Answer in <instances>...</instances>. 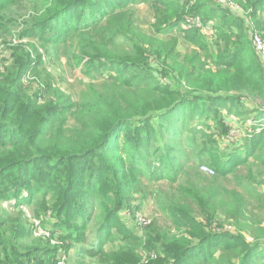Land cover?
Instances as JSON below:
<instances>
[{
    "label": "trees",
    "instance_id": "1",
    "mask_svg": "<svg viewBox=\"0 0 264 264\" xmlns=\"http://www.w3.org/2000/svg\"><path fill=\"white\" fill-rule=\"evenodd\" d=\"M228 1L251 8L264 39V0ZM137 4L152 12L149 32L136 21ZM198 15L220 24L211 35L198 24L191 36L179 34L193 46L182 52L171 32ZM252 36L248 14L208 0H0V38L13 57L0 65V264H56L60 249L69 252L72 244L79 245L71 264H264V222L248 214L250 200L264 203V192L253 173H243L264 143L248 139L243 155L234 151L222 165L226 171L232 161L246 163L233 173L245 191L201 170L204 152L231 130L255 129L232 109L264 115V62ZM43 51L62 72L81 66L87 80L75 95L55 75L42 77ZM192 117L205 123L191 125ZM153 123L167 139L164 149ZM186 132L193 137L183 146ZM199 134L211 143L196 152ZM37 161L47 162L33 177ZM45 169L49 176L41 175ZM144 172L160 182L156 203L175 225L146 221L147 247L140 250L142 236L111 238V226L126 219L120 211L129 192L141 191ZM41 219L52 225L49 235H39Z\"/></svg>",
    "mask_w": 264,
    "mask_h": 264
},
{
    "label": "rangeland",
    "instance_id": "2",
    "mask_svg": "<svg viewBox=\"0 0 264 264\" xmlns=\"http://www.w3.org/2000/svg\"><path fill=\"white\" fill-rule=\"evenodd\" d=\"M221 1V2H220ZM209 4L213 5V6H218V4H222L224 6H228L231 9V4L226 2L225 0H219V1H214V0H208ZM234 4L232 5L233 8ZM136 14H135V18L137 23L142 27V29L144 31H150V23L152 21V12L150 10V8L148 7V5L145 4H137L136 6ZM234 9V8H233ZM232 10V9H231ZM247 12V11H246ZM237 15V14H235ZM238 16V15H237ZM213 18V17H212ZM189 21H194V24L190 25L188 22ZM252 21L255 22V24L257 23L255 18H252ZM210 24H208L207 22H205L202 19L201 15H198L194 18H189V20L187 22L183 21L182 22V30L183 31H178L177 29H173V31L171 32L173 36H178L179 34H188L186 36H191V34H193V31L195 30V25L199 24L200 26L203 25V27H201V33L206 34L209 33L210 35L212 33H214V29L213 27H215L214 25H217V23H219L220 21L215 20V18L210 19L209 20ZM203 23V24H202ZM220 24V23H219ZM257 26V24H256ZM258 28V27H257ZM259 30V28H258ZM41 32V31H39ZM209 36V35H208ZM181 42V46L180 48L182 49V52H186V50L189 51H193V46L188 42V40H186V38H182L180 36H178ZM211 38V37H210ZM4 43L5 47H4V53L3 56L0 57V65L3 63V61H5L7 59V56H10L9 54V48H10V43L5 41V38H0V43ZM11 55H12V51ZM44 52V51H43ZM9 54V55H8ZM43 59L45 60V66L43 65V68L41 67L42 70V77L44 78L45 76H51L54 80L55 77L57 79V84L60 85L64 90H66L67 92H72L74 93V95L80 90V88H82L84 86V83H82L83 80H87L86 76L84 75V73L81 70V66L77 67V65L75 66H69V67H65V71L62 72L60 71V67L57 65V63H53L50 55L47 52H44V57ZM64 62L67 61V59L65 57H63ZM10 61H13V57L10 56ZM55 75V77H54ZM232 108V107H230ZM260 108L263 109L264 112V104H262L260 106ZM233 112L237 115V120L240 124H243V122H247L250 125H256L254 130H250L251 133H248V131L244 132L241 130H231V135L229 136V138H227L226 142L222 143L221 145H219L216 148H209L211 141L209 139H204L202 137V135H197L196 139L198 144H200V146L195 148V151L198 152L200 151L201 146L203 148H206L205 146H208V150L204 152V158L202 160V164L204 163L207 166H210L212 168H216L218 169L217 173L215 176L217 178H219V181L226 187H229L230 189H234V190H241V191H245L244 188L241 187H237L235 181H234V177H233V173L235 171L236 168L239 167H243L246 165L245 162L241 161V160H236V161H232L230 167H228L226 169V171H221L222 165L228 163L225 161H229V156L230 154L232 155V152L234 151H238L239 153H237L238 156H242L243 152L247 150V148L245 149V145L248 141V139L254 138L255 136L258 138L259 143H264V138L260 137L261 132H264V115L259 119V117H256L255 113H248L247 114H242V109L240 108H234L232 109ZM250 114V115H249ZM207 121L208 124H210V126H213L214 123L212 121V116H208L207 115ZM210 119V120H209ZM202 120H198L195 118H191V125H202L203 123H205ZM238 123V124H239ZM239 124V126H240ZM203 129H208V126H203ZM234 127V126H233ZM152 129H154L155 133L154 136L157 137L159 139V142L157 144H159V146H161V148H165V144L167 143V139H160V137H162V130L161 127L159 128L157 126V124L153 123ZM260 133V134H259ZM193 135L191 134V132H186L183 137V141L180 142V145H185L186 141L188 140V138H192ZM255 137V138H256ZM172 143H174V140L172 139L171 141ZM207 144V145H206ZM189 148V147H187ZM244 150V151H242ZM249 152V151H247ZM172 153V152H171ZM264 157V151L263 152H259L257 150L253 151L250 153V156L248 157L252 162V164L250 166H247L244 168L243 173L245 175H249L250 173H253L255 175V178L257 179V183L256 186L258 188V190H260L261 192H264V163L261 161V158ZM156 158L150 157L147 161L150 163H153L154 166L152 167L153 169H155L156 171H154V174L157 175L158 171L162 172L161 170L157 169V165H156ZM180 163L184 161V158L180 157ZM45 162L47 161H37L32 165V170L29 171V175L35 177L39 174L38 171V167H41L42 164H45ZM46 168H48V165H46ZM22 170V169H21ZM47 169H45L44 171H42L41 175L44 176H49V172L50 171H46ZM22 172H27L26 170H22ZM145 174L143 176H141L140 181L137 183L139 185V190L141 191H136V192H129V196H130V200L126 203V206H128L127 208H124L120 211V215H124V218L126 217V219H123V216L121 217V219H118L116 222L113 223V225L111 227H113L112 229V235L111 238H119L120 236L123 235H139L142 236L143 238L141 239L142 241V245L140 248V250H143V248L147 247V236H146V230L144 228L146 221L149 220H156L158 221V223H160L162 225V227L164 229H166L168 226L171 225L174 226L175 225V220L172 219V217L167 216V214L158 207V204L156 203L155 200V192H153V190L160 184L159 181L154 180L150 174L144 172ZM205 175H207L206 173H203ZM211 175V174H210ZM40 176V175H39ZM209 176V175H208ZM242 176H244L242 174ZM7 178V176H6ZM2 180V177L0 178V182ZM35 181V179H34ZM1 191V188H0ZM248 195V194H247ZM250 207H249V216L251 217L250 219L252 221H262L264 222V203H262L259 199H251L250 200ZM261 203L263 204V207L261 205ZM0 205L5 206V202L4 203H0ZM131 207V208H130ZM32 208V207H31ZM30 207H26L27 210H31ZM132 208H136L137 211L133 212ZM135 214V219L132 217ZM132 217V218H131ZM34 220V218H33ZM185 220V219H184ZM37 224V228L38 230L41 231H45L46 233L48 231H50V229L48 227H52V225H50L48 222H42L41 221H35ZM41 222V223H40ZM234 222L233 221H229L225 224H227V227H230V230L234 231V233L239 234L240 231L237 229L236 225H233ZM44 225H47V227H45ZM110 227V228H111ZM42 236H45V234L42 232V234H39ZM52 244L54 246H58V245H62V242H64L62 239H59L53 235H51L50 237ZM228 240V239H225ZM119 243H109L107 242L105 244V247L107 248H114L116 247L117 249H119L121 247V245H118ZM213 243H211L210 241L205 243V247L207 248V250L213 248ZM78 245L79 244H72L70 247L69 252L64 250V247H62L60 249V252L58 254H64L68 257L70 264L72 262V260H74L77 258L76 257V252L78 251ZM216 246V245H215ZM59 256V255H57ZM86 260H90L89 256L86 255L85 257ZM264 260V259H263ZM91 261V260H90ZM58 260H56V264H57ZM73 263V262H72ZM148 262L145 260L139 261L136 264H147ZM76 264V263H75ZM82 264V263H81ZM135 264V263H133Z\"/></svg>",
    "mask_w": 264,
    "mask_h": 264
},
{
    "label": "built area",
    "instance_id": "3",
    "mask_svg": "<svg viewBox=\"0 0 264 264\" xmlns=\"http://www.w3.org/2000/svg\"><path fill=\"white\" fill-rule=\"evenodd\" d=\"M226 2L230 3L231 4V9L232 11H234L235 13H243V14H248V21H249V24L252 26V33H253V36H252V39H253V45L255 47V49L257 51L260 52L261 54V57L263 59V62H264V39L262 38V36L260 35L259 33V30L255 24V22L252 21V11H251V8L250 9H243L240 5L238 4H235V3H232L231 1H228V0H225ZM234 4L233 8H232V5ZM230 9V10H231ZM247 11V12H246ZM203 24V23H202ZM199 25V24H198ZM4 47H5V44L4 43H0V57L3 56V53H4ZM201 170L208 173V174H211V175H214L216 174V170L210 166H207L205 164H202L201 165ZM26 209V207H24ZM42 232L45 234V235H49V232H45V231H41L39 230L38 233L39 234H42ZM57 264H70V261L68 259V257L64 254H59V256L57 257Z\"/></svg>",
    "mask_w": 264,
    "mask_h": 264
}]
</instances>
